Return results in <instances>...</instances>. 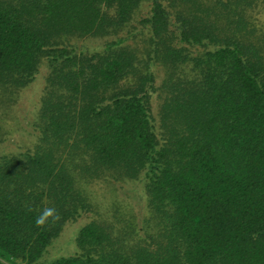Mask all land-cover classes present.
Returning <instances> with one entry per match:
<instances>
[{
	"label": "trees",
	"instance_id": "obj_1",
	"mask_svg": "<svg viewBox=\"0 0 264 264\" xmlns=\"http://www.w3.org/2000/svg\"><path fill=\"white\" fill-rule=\"evenodd\" d=\"M0 264H264V0H0Z\"/></svg>",
	"mask_w": 264,
	"mask_h": 264
},
{
	"label": "rangeland",
	"instance_id": "obj_2",
	"mask_svg": "<svg viewBox=\"0 0 264 264\" xmlns=\"http://www.w3.org/2000/svg\"><path fill=\"white\" fill-rule=\"evenodd\" d=\"M27 106L28 105H26V104L22 105L21 106L22 110H25ZM20 113H22V112H20ZM15 141H16L15 138H10L8 140V143L5 144L3 146V148L4 149H10V148L14 147V144H16ZM119 193L122 196H124L126 194H130L131 192L128 188L124 187V188H119ZM69 229H71V228H69ZM68 233H69V231H67V233H65V234H68ZM65 246H66L65 245V238H60V240L57 243L53 244L52 247L47 251V253L44 255V257L42 258L41 261L42 262L49 261L50 259L55 258L58 255L63 254L65 252Z\"/></svg>",
	"mask_w": 264,
	"mask_h": 264
},
{
	"label": "clouds",
	"instance_id": "obj_3",
	"mask_svg": "<svg viewBox=\"0 0 264 264\" xmlns=\"http://www.w3.org/2000/svg\"><path fill=\"white\" fill-rule=\"evenodd\" d=\"M32 209H29L31 211ZM60 219V213L54 207H45L40 211V214L35 218V225L38 228H43L50 222L55 223Z\"/></svg>",
	"mask_w": 264,
	"mask_h": 264
}]
</instances>
